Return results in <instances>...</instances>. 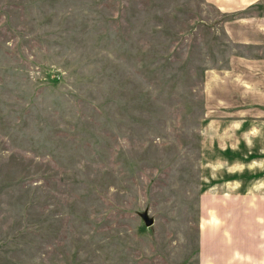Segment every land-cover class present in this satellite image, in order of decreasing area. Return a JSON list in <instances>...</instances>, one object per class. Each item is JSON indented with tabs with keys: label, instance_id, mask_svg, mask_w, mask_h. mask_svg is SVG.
<instances>
[{
	"label": "rangeland",
	"instance_id": "obj_1",
	"mask_svg": "<svg viewBox=\"0 0 264 264\" xmlns=\"http://www.w3.org/2000/svg\"><path fill=\"white\" fill-rule=\"evenodd\" d=\"M209 190L264 191V0H0V264H197Z\"/></svg>",
	"mask_w": 264,
	"mask_h": 264
},
{
	"label": "crops",
	"instance_id": "obj_2",
	"mask_svg": "<svg viewBox=\"0 0 264 264\" xmlns=\"http://www.w3.org/2000/svg\"><path fill=\"white\" fill-rule=\"evenodd\" d=\"M197 264H264V191L198 198Z\"/></svg>",
	"mask_w": 264,
	"mask_h": 264
},
{
	"label": "water",
	"instance_id": "obj_3",
	"mask_svg": "<svg viewBox=\"0 0 264 264\" xmlns=\"http://www.w3.org/2000/svg\"><path fill=\"white\" fill-rule=\"evenodd\" d=\"M140 215L146 225H150L154 220L153 217L148 214L147 210L141 211Z\"/></svg>",
	"mask_w": 264,
	"mask_h": 264
}]
</instances>
